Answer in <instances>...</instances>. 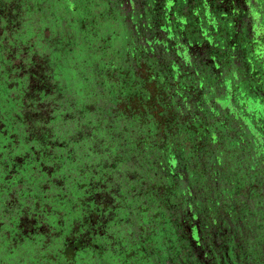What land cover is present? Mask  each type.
<instances>
[{
  "label": "rangeland",
  "instance_id": "374dc122",
  "mask_svg": "<svg viewBox=\"0 0 264 264\" xmlns=\"http://www.w3.org/2000/svg\"><path fill=\"white\" fill-rule=\"evenodd\" d=\"M94 3L97 12L109 7L111 3L118 4L116 8L114 6L112 15L107 19L96 17L94 27L97 34L94 39L85 43L88 44V47L90 46L88 52L92 55L88 60L89 64L86 63L84 71H77L69 67L70 74L77 73L79 79H84L90 73L101 71L100 79L103 84L111 80L104 72V68L109 65L120 66L123 64V66L129 65L134 68V65L137 64L142 66L140 71H144V68L147 67L152 72L155 67L160 68L163 65L175 63L178 67L183 64L185 69H189L190 75L194 79L199 78L193 69L194 66L200 68V73L205 60L203 61V57L202 60L193 58L192 50L189 47V45L194 46L193 44L183 43L184 40H180L178 35H174L172 40L169 38L166 30H163L164 28L159 25L160 21L157 19V11L152 0H94ZM34 4L35 0H0V80H4L11 89L19 87L20 98L14 108V114L15 116H18L19 113L25 115L27 124L25 129L23 127L21 129L29 140L33 141L31 144L32 156L35 153L36 159L41 160L42 158L44 169H55L50 156L54 144L59 139L67 148L60 150L58 155L62 157L68 154L67 149L74 154L78 151L79 155L78 163L76 162L75 165L73 162L66 161L61 173L74 174L73 172L78 166L88 173V178L81 189H76L78 192L76 200L79 205L77 218L71 220L67 227L68 232L62 235L67 241L66 246H71L72 250L66 249L62 241L60 244L58 243L57 238L60 232L48 222L47 215L43 213L44 210L39 207L38 203L34 206L21 205L16 202L14 197H10L8 209L4 212L3 207H0V210L3 212L2 216L7 219L10 217V211H14V214L17 215L14 224L16 232L13 233V238H11L12 234L10 235L8 232L7 235L13 244L9 246L7 243L4 249L0 248V262L31 264L34 261V264H73L69 256H66L70 252L72 254L76 252L86 257L85 262L91 260L95 262L94 258L99 256L98 254H111L119 257L128 254L129 257H133L140 250L131 247L141 238L140 236L143 235V238L147 239L149 234L145 233V230L149 228L148 225L151 227L149 230L156 227L157 224L161 226V222L164 223L166 217L178 220L184 225H189L192 219H196L201 227H208L207 232L210 231L211 235L217 234L219 228L210 219L215 216L216 209L219 210V216H223V220L225 219L222 226V232L226 231L225 237H235L240 242L241 236H244L245 250L255 251L259 245L263 246L264 205L262 210L256 212L257 206L254 203L259 200L257 195L260 193V198L262 197L261 200L264 202V155L256 152V154L252 153L250 159L244 157L245 150L243 149L246 145L243 143L245 140L235 132H232L227 138L224 135L226 131L222 127L221 137L214 132L200 131V138L203 141L201 151L205 153L200 164L208 171V174L207 172L202 173L199 180L194 181L190 171H185L183 177L177 180V187L171 189L167 173L163 170L165 158L162 154L152 156L150 164L152 168L148 172H144L143 168L137 169L148 138L141 136L134 141L133 146H131L133 140L130 139L135 138L133 124L139 127L141 116L131 117L130 115L127 118H121V123L127 122L128 124L127 131L120 128L109 133L108 125L99 129L97 127L99 116L101 114L108 115V117L110 114L113 115L114 110L111 108L115 107L111 106L109 98H103L106 91L98 86L94 88V91L91 88L83 94L75 93L78 104L73 95L69 94L70 101H67L63 106L62 101L65 100L66 93L62 91L63 82L57 76L59 71L52 53L54 55L56 52L63 54L65 45L66 47L69 45L71 48L77 47L75 42L80 41V38L72 26L65 22L60 26L51 27L32 14L27 16V6L31 7ZM167 25L171 24L167 23ZM188 26L189 24H187ZM195 34L199 38V31ZM111 35H119L121 38L127 36L126 48L120 47L122 39H115L112 45L105 47L102 36ZM185 39L189 40L188 43H196L194 37L186 35ZM168 47L169 49H166ZM164 48L167 51L166 54L162 53ZM121 51L123 56H121ZM132 53H134V57L131 56ZM86 54L83 53V55ZM134 58L135 63H132ZM229 58L227 57V60ZM233 59L234 57L230 63ZM240 64H242L241 61L237 65ZM138 66L137 68H139ZM181 69L185 74L184 69ZM235 69L237 72L234 73V76L237 75L238 81L246 80L244 74L242 72L240 74L238 68ZM137 72L139 71L137 70ZM202 79L217 85L214 75L206 74ZM20 80H23L25 88L20 86ZM159 87L161 88V86ZM101 88H104L103 85ZM68 89L71 92L75 91L72 87H68ZM242 89L243 92L248 91L244 86ZM152 91L156 92V90ZM172 92L173 90L165 91L167 103L173 107V109L170 108V111L174 110L178 116L181 115L180 117L185 120H192L194 92L190 91L187 94V90V93L182 95L175 91ZM186 94L188 96H184ZM233 98L234 95L232 97L217 96L216 104L222 109L231 108L233 105L231 99ZM178 100L181 107L178 106ZM118 104L117 102L118 109L123 106V104L119 106ZM55 106L56 108H54ZM213 106L220 114L222 113V110L214 103ZM61 109L64 112L59 115ZM164 109L166 110L165 107ZM57 115L59 116L56 121L60 122L59 120H61L63 126L61 124L56 126V123L54 125L53 117ZM64 115L66 122H63ZM1 118L0 109V130L3 126ZM70 121L71 123H67ZM167 131L170 130L167 129ZM116 135H123V137L119 139ZM162 135H151L150 138L159 142ZM238 137L243 140L239 141ZM35 139H38L39 142L37 143ZM78 140H80V145L74 143ZM178 140L186 150L196 141L195 138L184 140L183 136ZM220 141L226 149L228 143L235 144L237 147L233 151L226 150V152L216 154L217 152L212 150V146L218 147ZM15 142L17 144L18 140L15 139ZM250 144L257 146L254 141ZM39 145L48 148H45L44 151L42 148L40 149ZM25 147L28 148L27 145ZM249 151L251 153L250 147ZM83 155L84 160L81 161ZM198 155L199 153L194 154L196 157ZM16 161L22 162V158L16 156L14 163L7 160L4 162V166L10 170L15 166ZM59 164L62 166L61 163ZM192 166L196 167V164H192ZM11 170L13 171L14 168ZM222 172L223 178H219L218 176L221 177L220 173ZM197 174L199 173L197 172ZM239 174L241 179L236 181L237 189H228L229 180L232 179L228 177L231 175L236 177ZM7 176L11 177L12 173L10 172ZM249 177L252 178L251 181ZM250 183L260 191L253 189ZM187 185L189 187H186ZM45 191V194H48L47 190ZM230 192H234V194L230 196ZM66 193H69V189ZM69 194L65 195L69 196ZM241 198L250 204H240ZM145 199L150 202L154 201L155 204H152V208L142 205ZM157 203L163 207L160 208ZM32 204L35 203L32 202ZM254 206L255 210H253ZM187 210L192 214L185 215ZM144 211L147 213L144 214ZM160 218H162L161 221ZM150 219L152 221L149 223ZM2 224V218H0V226ZM182 228L188 229L187 226ZM172 231L173 228L170 224L158 229L155 239L160 234V238L157 240H160L163 249H167L170 241L175 242L176 245L179 242L178 236L172 235L174 233ZM169 234L167 239L166 235ZM28 240L31 242L28 243L27 248L17 247ZM65 249L66 253L64 254ZM25 251L27 253L24 257ZM28 257H31L32 260L24 259ZM96 259L98 260V258ZM256 262L258 263L253 264H264L261 259ZM248 263L252 264L249 261Z\"/></svg>",
  "mask_w": 264,
  "mask_h": 264
},
{
  "label": "trees",
  "instance_id": "16d2710c",
  "mask_svg": "<svg viewBox=\"0 0 264 264\" xmlns=\"http://www.w3.org/2000/svg\"><path fill=\"white\" fill-rule=\"evenodd\" d=\"M152 3H154V1H152ZM108 4L110 3L108 2ZM117 4L111 3L109 7L99 12L95 11L96 4L94 3V0H35L34 5L31 7L27 6V16L32 14L39 18L42 22L44 21L49 24L51 27L60 26L65 22L72 26L80 38V41L75 42L77 43V47L71 48L69 45L67 47L65 45L63 46V54L56 52L54 55V53H52V57H54L57 62L56 66L59 71L57 76L60 77L63 82L62 91L66 93V98L62 101L63 106L67 103V101H70L69 94H72L75 98V93L78 92L83 94L88 92L91 88H93L94 91V88L98 86L100 89L106 91L103 98H109L111 106L115 107L111 108L114 110V114H110L109 117L108 115L100 113L101 116H99L97 120V127L99 129H103L108 125L109 133L114 129L119 130L120 128L127 131L128 124L127 122H125V124L121 123V118H127L130 115L131 117L134 115H140L141 119L139 121V127L133 124L135 138L130 139L133 140L131 146H133L134 141L139 139L141 136L147 137L148 140L145 144V149L143 150L144 152L141 154L140 160L137 164V169L143 168L144 172H148L152 168L150 167V164L152 163V156L154 157L155 155L162 154L165 158V166L163 170L167 173L168 182L171 183V189L175 186L177 187V180L183 177L185 171H190V175L193 177L194 181L197 179L199 180L201 178L200 175H203L202 173L207 172L208 174V171L200 164L205 154L201 151L203 141H201L200 138V131L202 130L207 131V133L214 132L221 137L222 133L220 131H222L223 127V130L226 131L224 135H226L227 138L230 137L232 132H235L238 136L245 140L243 143V145H246L243 149L245 150L244 157L250 159L252 153L256 154V152L264 155V91H261L258 86L262 79L260 77H258L259 79L257 78V73L259 71H257L258 69H256L252 63L249 65L243 61L244 63L237 65L238 62L236 63L234 60V63L230 64L231 56H234L231 55V53H229V60H225V63H222V61H224V59H222L221 63L212 64L213 67H216L213 71H210L209 67L204 66L203 64V68H201V72L199 73L200 68L194 66L193 70H195V74L199 75V78H196L198 80L194 79L190 75V70L185 69L183 64L178 67L175 63H169L161 66L160 68L155 67L152 72L151 69H148L147 67L144 68V71H140L142 66H138L137 64L134 65V68L129 65L123 66V64L120 66L117 64L111 66L109 65L104 68V72L108 78H111V80H109L108 83L104 82L103 84L100 79L102 75L100 73L101 71L94 74L90 73V75L84 79H79L77 73L75 75L70 74V71L68 70L69 67H71V69L74 68V70L77 71H84L83 69H85L86 63H88V60L92 57V55L88 52L90 46L88 47V44L85 43L94 39L97 34L94 27L96 17H99L100 19H107L110 15H112L114 6L116 8ZM158 18L160 17L158 16ZM178 24H180V27L177 26ZM200 26L204 27L203 22ZM171 28L175 31V33H167V35L170 36L169 38L171 39L174 35H178L180 40H184L183 43L188 45L193 44L194 46L192 47L189 45L193 51H191V55L194 59L200 58L202 60V57L204 56L201 53L202 48L199 47H203L207 41V39L203 37V32H199V38H197L195 32L187 29L189 27L183 28L180 22L176 23L173 27L171 26ZM182 30H186L187 33H182ZM139 34L140 31L138 35ZM186 35L194 37L196 39V43H188L189 40L185 39ZM207 35L208 34H205V37L209 36ZM123 38L119 35L102 36V41L105 47H109L113 44L115 39H122L123 41L120 40V47L125 49V44L127 43L128 38L127 36L125 39ZM166 49H169V47ZM206 51L210 53V48H206ZM83 53L87 54L83 55ZM162 53H167L165 48L162 49ZM123 55L124 54L122 52L121 56ZM131 56L134 57V53H132ZM132 60H134L132 63H135V58ZM137 66L139 68H137ZM181 68L184 69L185 74ZM235 68L240 70V74L241 72L244 74V79L246 80L238 81L239 78H237V75L234 76V73L237 72ZM137 70L139 72H137ZM98 73H100L99 76ZM206 74L214 75L217 80V85L211 84L206 79H202L203 76H206ZM230 75L232 76L228 78ZM19 83L22 88H25L23 80H20ZM101 84L104 88H101ZM67 86L69 88L72 87L75 91L71 92ZM159 86H161V88ZM242 86L247 88L248 91L243 92ZM151 89L154 91L156 90V92H153ZM168 90H173L172 93L175 91L180 95L187 93V90V94H189L190 91L194 92L192 104V110L194 113L192 115V120H185L180 117L181 115L178 116L174 110L170 111V108L173 109V107L167 103V99L165 98V91ZM187 94L184 96H188ZM216 95L219 97H232L234 95V98L231 99L233 101L231 108H220L216 104ZM19 98V87H13L11 89L4 80H0V109L2 113L1 120L3 122L2 129L0 130V207H3L2 210L5 212V210L8 209L7 206L10 197H14L16 202L21 205L34 206L38 203L39 207L44 210L43 213L47 215L48 222L51 223L55 229L59 230L60 235L57 238L58 243L60 244L62 241L65 244L66 249L72 250L73 248H71V246H68L69 248L66 246L67 241L62 235L68 232L67 227L71 220L77 218L79 205L76 200V196L78 194L76 189H81L83 183H85L88 178V173L83 171L82 168L80 169L78 166H76V170L73 172L74 174L71 173L65 175L64 173H61L62 168H64V163L69 161L76 165L78 163L79 155L77 150V153L74 154L68 149V154H65L62 157L58 155L60 150L67 148L66 145L62 144L59 139H57L54 144L53 151L50 156L53 159L55 169H44V163L41 161L42 158L41 160L36 159L34 157L36 155L35 153L32 156L33 150L31 148V144H33V141L29 140L26 134H24L25 132L21 129L22 127L25 129L24 127L27 124L25 115L19 113L20 116H15L14 114V108H16L18 104ZM75 101L76 103L78 102L76 98ZM258 101L262 105L260 110L258 109L261 105L259 104V107L257 106L259 103ZM117 102L119 103L118 106L123 104V106L119 109L116 107ZM213 103L222 110L221 114L215 109ZM178 106L181 107L179 100ZM54 108H56V106ZM61 112H64V110L61 109L59 115H62ZM170 114H173V117ZM59 115L53 117V123L54 125L56 123V126L61 124V120H59L60 122L56 121ZM63 122H66L65 115ZM67 123H71V121ZM61 126H63V124H61ZM229 128H232V130H229ZM167 129L170 131H167ZM171 133L174 134V136H172ZM160 134L163 135L161 137V141L159 142L150 138L151 135L160 136ZM116 136L119 139H122L123 137V135H119L120 137L118 135ZM182 136L184 137V140L192 138L196 139L194 144H192L188 150H186L184 145L178 140ZM126 137L127 135L125 138ZM240 137H238L239 141L243 140ZM15 139L16 141L18 140L17 144ZM35 141L37 143L39 142L38 139H35ZM252 141L257 143V146L250 144ZM79 142L80 140L75 141L74 143L80 145ZM221 143L222 142L220 141L218 147H216V145L212 146V150L216 151V154L219 152H226V150L233 151L237 147L235 144L228 143L229 145L227 144L226 149L221 145ZM26 145L28 148L25 147ZM39 147L44 151L45 148H48L44 145H39ZM249 147L251 153L249 151ZM130 150L133 149L130 148ZM29 152L30 155H28ZM195 153H199V155L196 157L194 156ZM211 153H213V151H211ZM16 156L22 158V162L16 161L15 166L12 167L14 168L13 171L11 170L12 168L10 170L7 169L4 166V162L9 160L10 163H14ZM83 160L84 155L81 161ZM59 163H61L62 166ZM192 164H196V167L192 166ZM10 172L12 173V176L8 177L7 175ZM197 172L199 174H197ZM215 174L217 175V173ZM220 174L222 176L218 177L223 178V172ZM228 178H232L229 180V185L232 186V188L228 185V189H237L236 181L241 179V175L239 174L236 177L231 175V177ZM249 180L251 181L252 178L250 179L249 177ZM250 186L253 187V189L259 190L256 186L254 188V184L250 183ZM149 187L152 188L151 186ZM186 187L189 186L187 185ZM67 189H69L70 194L66 193ZM45 190H47L48 194H45ZM63 191L65 192L64 194ZM65 194H69V196H66ZM217 194L219 195V193ZM232 194H234V192L229 193L230 196H232ZM260 195L261 193L257 195L259 200L254 203V205L257 206L256 212H259L260 209L262 210L264 205ZM240 201V204H250L247 200H243L242 198ZM32 202L35 204H32ZM153 203L154 201L150 202L148 199H145L142 205H145L144 207L146 208H152ZM157 204L160 208L163 207L160 203ZM255 206L253 207V210H255ZM49 207H51V209H49ZM2 213L3 212L0 210V216L3 215ZM225 213L227 214V212ZM214 214L216 217L213 216L210 219L214 222V225L219 228L221 233L225 219L223 220V216H219L220 213L218 209L215 210ZM9 215L10 217L8 219L3 216L0 217L3 222L2 226H0V248L2 247L3 249L7 243H9V246L13 244L7 235L8 232L10 235L12 234L11 238L14 237L13 233L16 232L14 224L16 222L15 218L17 215L14 214V211H10ZM168 219L171 221L170 218ZM150 221L152 220L150 219L149 223ZM148 226L149 228L145 230V233L149 234L151 232L149 230L151 227L150 225ZM140 237L139 238L143 240V235ZM243 241L244 236H241L240 243L242 244ZM29 242H31V240L21 243V245L17 247L27 248ZM137 243L138 241L136 244ZM136 244H133L132 247ZM261 245H259L255 251H251L249 249L245 250V255L241 257L242 264H249L248 261L252 262V264L258 263L256 260L260 259L264 261V245ZM243 246H245V243H243ZM133 248L138 249L135 247ZM66 249L64 250V254L66 253ZM139 250L140 251L133 257H129L128 254H125L123 257L111 254H98L99 256H95V258H93L96 260V264L151 263L150 260L141 262L146 255L141 257V249ZM26 253L27 252L25 251L24 257ZM71 254L72 252L66 256H69V259L73 261V264H95L92 260L85 262L86 257H83L79 253L73 252V254ZM96 258H98V260ZM24 259L26 261L32 260L31 257ZM34 263L35 262L33 261L31 264ZM164 263L167 264L166 260H164ZM164 263L161 262L159 264ZM0 264L5 263L0 262ZM155 264H158V260Z\"/></svg>",
  "mask_w": 264,
  "mask_h": 264
},
{
  "label": "flooded vegetation",
  "instance_id": "af4514ba",
  "mask_svg": "<svg viewBox=\"0 0 264 264\" xmlns=\"http://www.w3.org/2000/svg\"><path fill=\"white\" fill-rule=\"evenodd\" d=\"M152 1L160 17H157L160 21L159 25L167 33H175L171 26L179 22L183 28L189 24V30L203 32V37L207 41L199 48H202L204 66H208L210 71L216 68L212 64H219L222 59H224L222 63H225L231 53L234 59L230 64H233L234 60L236 63L241 61L249 65L252 63L258 69L257 78L262 79L258 86L264 91V0ZM202 22L204 27L200 26ZM177 26L180 27V24ZM182 33L187 32L182 30ZM205 34L209 36L205 37ZM206 48H210V53ZM259 104L260 102L258 107ZM261 108L262 105L258 110ZM189 213L190 211L187 210L185 215ZM166 224H170L173 228L172 235L178 236L180 243L178 242L177 246L175 242L170 241L167 249H163L160 240H157L160 234L156 239L155 235L158 229L164 228ZM182 225L187 226L189 230L183 229ZM207 228L201 227L196 219H192L189 225H184L178 220L170 221L166 218L164 223L161 222V226L157 224L150 230L147 239L138 240L133 247L141 249V257L146 255L141 262L150 260L151 263L147 264H155L157 260L158 264L164 263V260L167 264H242L241 257L246 253L243 244L235 237H225L226 231L221 233L218 231L217 234L211 235L210 231L207 232ZM169 236L170 234L166 235V238L168 239Z\"/></svg>",
  "mask_w": 264,
  "mask_h": 264
}]
</instances>
